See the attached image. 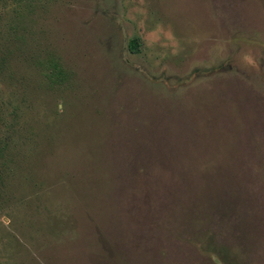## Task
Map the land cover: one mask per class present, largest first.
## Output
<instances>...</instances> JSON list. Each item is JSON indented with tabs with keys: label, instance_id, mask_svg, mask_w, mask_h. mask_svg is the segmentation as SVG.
<instances>
[{
	"label": "rangeland",
	"instance_id": "1",
	"mask_svg": "<svg viewBox=\"0 0 264 264\" xmlns=\"http://www.w3.org/2000/svg\"><path fill=\"white\" fill-rule=\"evenodd\" d=\"M0 264H264V0H0Z\"/></svg>",
	"mask_w": 264,
	"mask_h": 264
},
{
	"label": "trees",
	"instance_id": "2",
	"mask_svg": "<svg viewBox=\"0 0 264 264\" xmlns=\"http://www.w3.org/2000/svg\"><path fill=\"white\" fill-rule=\"evenodd\" d=\"M139 46V41H136V40H131L130 42H129V48L130 49H134V48H137Z\"/></svg>",
	"mask_w": 264,
	"mask_h": 264
}]
</instances>
